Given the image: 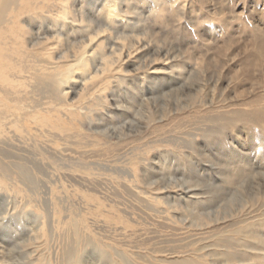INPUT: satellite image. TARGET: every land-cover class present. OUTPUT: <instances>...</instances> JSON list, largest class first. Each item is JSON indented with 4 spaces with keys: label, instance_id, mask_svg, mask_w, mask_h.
I'll use <instances>...</instances> for the list:
<instances>
[{
    "label": "rangeland",
    "instance_id": "obj_1",
    "mask_svg": "<svg viewBox=\"0 0 264 264\" xmlns=\"http://www.w3.org/2000/svg\"><path fill=\"white\" fill-rule=\"evenodd\" d=\"M62 1L0 34V264H264V0Z\"/></svg>",
    "mask_w": 264,
    "mask_h": 264
},
{
    "label": "bare ground",
    "instance_id": "obj_2",
    "mask_svg": "<svg viewBox=\"0 0 264 264\" xmlns=\"http://www.w3.org/2000/svg\"><path fill=\"white\" fill-rule=\"evenodd\" d=\"M22 1L23 0H0V34H6V30H8V32L9 31H11L12 29H13V25H15L16 23L13 21V19H16V17L19 19V16H18V14L19 13H21V10H23L25 7L27 8V6H23L21 3H22ZM48 1V0H47ZM66 1L67 0H63L62 1V7H63V10L64 9H66L67 8V5H66ZM110 2L112 3V7L110 8V9H115V8H117V5H116V3H115V1L114 0H110ZM49 3V2H48ZM28 9H31L32 10V8H28ZM119 10H120V8H119ZM25 13V12H24ZM22 14V13H21ZM20 15V14H19ZM110 17V20H111V22L114 24V22H115V20H117V16H115V15H110L109 16ZM20 20V19H19ZM18 21V20H17ZM16 21V22H17ZM18 22H21V21H18ZM15 23V24H14ZM18 24V23H17ZM17 24H16V29H17ZM20 26H22V27H20V28H23V25H20ZM15 28L13 29V31L15 30ZM19 29V28H18ZM22 30V29H21ZM21 30H16V34H18L19 33V35H20V31ZM25 30V32L27 31L26 29H24ZM19 31V32H18ZM24 32V33H25ZM11 34H12V32H10ZM27 34V33H26ZM3 35H1L0 36V39H2L3 37ZM9 36H10V34H9ZM8 36V37H9ZM13 36H14V34H13ZM18 36V35H17ZM2 37V38H1ZM4 37H7L6 35L4 36ZM19 37V36H18ZM24 37V36H23ZM23 37H19V38H23ZM16 39V36H15V38H14V40L13 41H16L15 40ZM94 39V38H93ZM24 40V39H23ZM4 41V40H3ZM12 41V42H13ZM19 41H21V40H19ZM2 43H5V42H2ZM16 44V42L14 43V45ZM18 44L20 45V43L18 42ZM92 44L93 43H89V45L86 47V49H88L89 47H92ZM1 45V44H0ZM6 47V46H5ZM14 47H16V45L14 46ZM82 47V46H81ZM17 48V47H16ZM1 49H2V47H1ZM5 49V48H4ZM3 49V50H4ZM7 49V48H6ZM10 49V48H9ZM8 49V50H9ZM12 49V48H11ZM18 49V48H17ZM84 47L81 49V51H80V53L78 54V57H77V63H76V67L79 69V70H84L85 69V67L88 65V60H89V58H88V56H86L87 55V51L88 50H86ZM12 53H13V51H12ZM15 53V52H14ZM3 55V54H2ZM7 56V55H6ZM10 57V56H9ZM12 57V56H11ZM10 57V58H11ZM20 57V56H19ZM1 58V57H0ZM4 58V57H3ZM2 58V59H3ZM14 58V57H13ZM12 59V58H11ZM22 59V58H21ZM20 59V60H21ZM7 59H6V57H5V61H6ZM16 60H17V58H16ZM3 61V60H2ZM8 62H11V61H9L8 60ZM13 62V61H12ZM11 62V63H12ZM16 62V61H15ZM15 62H14V64H15ZM5 63V62H4ZM18 63V62H17ZM21 64V63H20ZM4 65V64H3ZM7 65V64H6ZM5 65V66H6ZM4 66V67H5ZM12 66H15V65H12L11 64V67ZM17 66H18V64H17ZM7 67V66H6ZM10 67V68H11ZM1 68V67H0ZM25 68V66L23 67V68H19L20 70L21 69H24ZM9 69V68H8ZM8 69H6L5 68V70H8ZM18 69V70H19ZM43 69V68H42ZM40 70V69H39ZM109 70V69H108ZM11 71V70H10ZM22 71V70H21ZM90 71V70H89ZM88 71V72H89ZM157 72V71H156ZM1 74V73H0ZM7 76H8V74L10 75L11 74V72L10 73H5ZM4 75V74H3ZM6 75H4L3 76V78H5L6 79ZM1 76V75H0ZM6 76V77H5ZM8 77H10V76H8ZM7 77V78H8ZM67 80H63V85L64 86H66L67 87V85L69 84V82H71V81H73L74 80V78H73V76H72V71H70V72H68V74H67ZM5 79H4V81H5ZM11 79H12V77H11ZM15 79V78H14ZM14 79L12 80V81H14ZM10 80V79H9ZM12 81H11V83H12ZM7 81H5V83H6ZM59 82V81H58ZM10 83V84H11ZM16 83V82H15ZM14 83V84H15ZM8 87H9V85H7ZM11 86V85H10ZM14 86V85H13ZM12 87V86H11ZM49 87V86H48ZM65 87V88H66ZM69 87V86H68ZM52 88H50V91H52L51 90ZM70 89V88H69ZM6 91V90H5ZM7 92V91H6ZM69 93V92H68ZM68 93H66V95H68ZM0 99H1V97H0ZM2 102H3V100H1ZM5 102V101H4ZM7 103V102H6ZM1 104V103H0ZM3 104V103H2ZM8 104V103H7ZM6 104V106H8ZM4 106H5V104H3ZM10 105V104H9ZM1 106V105H0ZM68 106V105H67ZM1 107H3V106H1ZM70 107V109H71V107L72 106H69ZM6 108V107H5ZM69 109V108H68ZM76 109V108H75ZM46 111V110H45ZM52 117V116H51ZM54 117V116H53ZM57 118V117H56ZM42 120V119H41ZM74 120V119H73ZM59 121V120H58ZM180 264H190V262H185L184 261V263H180Z\"/></svg>",
    "mask_w": 264,
    "mask_h": 264
}]
</instances>
